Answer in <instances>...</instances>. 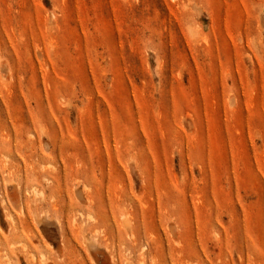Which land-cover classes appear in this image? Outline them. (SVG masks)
<instances>
[{"label":"rangeland","instance_id":"obj_1","mask_svg":"<svg viewBox=\"0 0 264 264\" xmlns=\"http://www.w3.org/2000/svg\"><path fill=\"white\" fill-rule=\"evenodd\" d=\"M0 264H264V0H0Z\"/></svg>","mask_w":264,"mask_h":264}]
</instances>
